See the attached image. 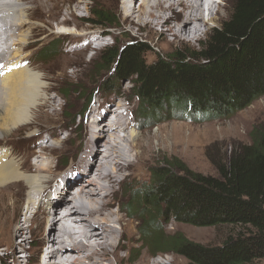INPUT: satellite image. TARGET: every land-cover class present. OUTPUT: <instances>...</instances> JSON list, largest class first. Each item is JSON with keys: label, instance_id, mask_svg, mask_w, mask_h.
<instances>
[{"label": "rangeland", "instance_id": "rangeland-1", "mask_svg": "<svg viewBox=\"0 0 264 264\" xmlns=\"http://www.w3.org/2000/svg\"><path fill=\"white\" fill-rule=\"evenodd\" d=\"M232 2L233 0L223 2L224 7L220 13V20L212 24L208 30L202 26L203 32L195 40H179L170 34L165 40H162L159 36V30L156 28L154 31H149L146 28L128 24L124 19L122 0H53L51 2L48 0L47 5H43L40 0L24 2L28 3L25 6L31 12V20L27 24L31 33L28 41L23 44V60L29 61L28 64L32 69L41 73L45 86L49 88L45 93L46 97L43 104L34 109L32 120L0 139V145L13 150L12 156L19 160V163L25 161L26 158L32 163L36 159V155L43 151L47 153L46 159L54 163L53 167L58 164L57 169H61L59 171L61 176L65 180H70L61 190V198L65 199L69 195L70 188L77 184L72 179L80 177L79 173L82 171V167L77 164L78 160L74 159L80 157L81 149L84 146L83 135L86 129L85 125L91 120L90 109L97 106L100 113L108 111V115H111L109 113H112V108L116 106L118 100L121 99V102L127 104L128 114L126 112V117L133 119V115L135 116L138 136L133 147L123 146L133 164L122 170L126 176L122 184L117 187L116 197L121 204L123 203L121 212L126 213L128 211L126 209L129 207H134L133 210L136 209V212L129 216L135 220L139 227L135 233V237L139 240L131 245L128 264H137L144 249L152 253L150 259L158 258L165 260V262L172 261L174 264L187 263L184 257L172 252H158L154 255V249L150 247L149 241L143 236V224L149 218V211L152 206L150 201L143 200V196L141 198V194L150 185L151 171L157 165L165 166V159L177 158L194 171L215 175V162L226 159L234 147L250 143L251 130L264 123V95L256 98L251 104L229 117L205 121L172 118L162 119L153 124L139 116L140 102L133 95L132 82H118L113 86L112 91L104 89L103 80L111 81L114 71L111 67L101 66L99 51L112 45L123 46L131 41L144 42L150 48L152 47L145 52L146 60L151 62L155 59V53L170 54L174 48L181 44L196 47L199 42L205 39L212 28L219 26L228 17ZM97 5L117 19L114 25L116 28L109 30L110 36L101 38L103 30L85 21L90 17L91 10ZM131 5L137 11L139 0H134ZM61 19H68V27L81 32V34L57 33V22ZM92 34L95 36L91 40V45L87 47L86 38H90ZM74 39L79 42H72ZM53 40L59 41L63 47L58 48L57 52L51 56H41L42 47ZM78 46H80L79 51H72L78 49ZM11 53L12 50L6 58H13V55L10 56ZM5 64H0L3 66L0 67V73H3L0 74V78L4 77V74H8L6 70L9 63ZM66 87L69 88L67 92H65ZM116 93H119L120 97L114 96ZM123 98H127L129 103ZM88 99L89 102L87 103ZM96 100L104 101L97 105ZM104 105L106 110L103 108ZM73 114L75 115L74 119H72ZM107 117L98 120L97 123L107 121ZM133 121L135 122L134 119ZM124 122L126 123L127 120ZM49 132H52L53 136L50 137ZM55 140L59 144L55 146V149L48 150ZM102 142L98 144L99 147L97 148L100 150H97V154L102 152L101 149L104 145ZM71 153L74 155L71 156ZM99 157L101 155H98V159ZM112 168L114 166L109 164L105 169L111 170ZM54 170L55 168H53ZM60 174L57 173L58 177ZM87 175L88 173L85 177ZM81 180L82 178L79 181ZM57 184L62 186V183ZM21 194L17 196V202L13 206L12 200L9 201L8 198L6 202L9 201L10 205L6 207L10 212L16 210L17 218L22 221L24 215L28 216L29 213L25 211L26 206ZM121 199L123 201H120ZM41 208L42 206L34 205V209H36L34 216L36 217L33 218L32 215V229L31 233L27 234V243L24 244L19 235L13 237L16 244L23 245L22 249H16L14 259H18L17 254L25 255L24 261L17 264H43V260L40 259L48 248L46 247L48 242H41L39 237L43 233H49L50 227L43 225L40 228L39 221L43 217ZM9 214L0 211V247L5 240L7 241L12 236V230L10 232L8 226ZM153 214L152 217L154 218L158 216V213ZM159 222L164 234L165 231L167 234L178 232L190 241L203 245L220 244L236 229L230 225L196 226L176 222L173 219L168 222L163 219ZM126 253L124 250L121 251L124 257ZM50 258L52 259V257H49V261ZM6 263L16 264L13 263V260ZM259 264H264V259Z\"/></svg>", "mask_w": 264, "mask_h": 264}, {"label": "trees", "instance_id": "trees-1", "mask_svg": "<svg viewBox=\"0 0 264 264\" xmlns=\"http://www.w3.org/2000/svg\"><path fill=\"white\" fill-rule=\"evenodd\" d=\"M116 20L99 5L85 19L108 34ZM60 44L49 42L41 56H51ZM149 49L138 41L102 48L101 66L114 71L111 81L103 80L104 89L132 82L139 116L153 124L229 117L264 95V0H233L228 17L196 47L181 44L170 54L155 53L151 62L145 58ZM164 165L152 169L141 194L152 206L143 236L154 255L172 252L186 264H259L264 259V123L251 130L250 143L215 162V175L194 171L177 158L165 159ZM133 208L126 210L133 215ZM163 219L236 229L220 244L203 245L178 232L164 234Z\"/></svg>", "mask_w": 264, "mask_h": 264}, {"label": "bare ground", "instance_id": "bare-ground-1", "mask_svg": "<svg viewBox=\"0 0 264 264\" xmlns=\"http://www.w3.org/2000/svg\"><path fill=\"white\" fill-rule=\"evenodd\" d=\"M25 1L33 2L0 0V64L9 63L6 70L8 74L0 78V139L32 120L34 109L43 104L49 88L45 86L41 73L33 70L28 64L29 61L23 60V44L28 41L31 33L27 27L31 12L25 6L28 4L24 3ZM47 1L40 0L43 5H47ZM133 1L122 0L124 19L128 24L149 31L158 29L162 40H165L168 34L179 40L198 39L203 32L202 26L208 30L220 20L223 2H226L139 0L138 10L135 11V7L131 5ZM56 28L59 34H81L68 27V19L59 20ZM94 36L92 34L90 38H86L87 47L91 45ZM75 41L79 42L72 40ZM80 46L72 51H79ZM10 50V56L13 55V58H6ZM120 100L118 105L112 108V113H109L111 115H108V111L100 113L97 106L90 109L91 120L85 125L84 146L80 157L74 159L78 160L77 164L82 167V171L79 173L80 177L72 179L77 184L70 188L65 199L61 198V190L70 180L61 176V169H57L58 164L53 167L54 163L46 159L47 153L43 151L36 155L32 163L27 158L19 163V160L12 156L13 150L0 145V211L10 213L8 226L10 232L12 230V236L0 247V264H7L9 260L16 264L24 261V254H17L18 259H14L16 249H22L23 245L16 244L13 237L19 235L22 242L27 243V234H30L32 229V215L33 218L36 217L34 205L42 206L40 228L43 225L50 227L49 233H43L39 237L41 242H48V248L40 259L43 264H128L131 245L139 240L135 237L139 227L135 220L130 218L129 210L126 213L121 212L123 203L121 204L116 196L117 187L126 176L122 170L133 164L123 146H134L138 125L132 112L136 123L132 118L126 117L128 106ZM103 101L95 102L100 105ZM108 102L110 104V101ZM103 108L106 110L105 105ZM105 116H108L107 121L98 124L97 121ZM49 136H53V133L49 132ZM101 141L104 143L103 149L97 154ZM58 144L55 140L48 150L55 149ZM72 155L74 154L71 153ZM98 155H101L99 159ZM109 164L114 168L105 169ZM57 173L60 174L59 177ZM51 183L53 184L50 186ZM57 183H62V186ZM20 194L26 206L25 211L29 213L28 216L24 215L22 221L17 218L16 210L10 212L6 207L10 205V200L13 206ZM8 198L9 201L6 202ZM123 250L127 252L125 257L121 254ZM150 256L152 253L144 249L137 264H174L172 261L165 262L158 258L150 259ZM49 257L54 260L50 258L49 261ZM37 258L39 260V256Z\"/></svg>", "mask_w": 264, "mask_h": 264}, {"label": "snow or ice", "instance_id": "snow-or-ice-1", "mask_svg": "<svg viewBox=\"0 0 264 264\" xmlns=\"http://www.w3.org/2000/svg\"><path fill=\"white\" fill-rule=\"evenodd\" d=\"M0 67H3L2 65H0ZM0 74H3V73H0Z\"/></svg>", "mask_w": 264, "mask_h": 264}]
</instances>
